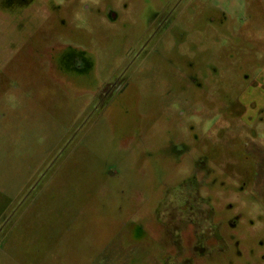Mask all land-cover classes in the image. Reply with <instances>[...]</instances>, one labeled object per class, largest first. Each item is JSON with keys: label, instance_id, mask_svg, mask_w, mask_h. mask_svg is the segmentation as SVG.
<instances>
[{"label": "rangeland", "instance_id": "1", "mask_svg": "<svg viewBox=\"0 0 264 264\" xmlns=\"http://www.w3.org/2000/svg\"><path fill=\"white\" fill-rule=\"evenodd\" d=\"M84 1L0 0V264H264V0Z\"/></svg>", "mask_w": 264, "mask_h": 264}, {"label": "flooded vegetation", "instance_id": "2", "mask_svg": "<svg viewBox=\"0 0 264 264\" xmlns=\"http://www.w3.org/2000/svg\"><path fill=\"white\" fill-rule=\"evenodd\" d=\"M78 4L79 5H78L77 9L75 10L76 14L77 13L81 14L79 12L81 9L82 10L89 9V6H85V4H84V6L86 8L84 6L81 8V3L78 2ZM114 12L115 11L112 9H110L107 12V13H110L109 14L110 22H114L118 18V16ZM77 20H79V19H77ZM70 64L75 69H83L85 67V60L83 59V55L77 54V55L73 56V58L70 60ZM106 92H107V90H104L102 92L100 90L98 91L99 94L101 93L100 97H103ZM251 105H255V103L253 102ZM195 179L196 178L193 177L192 181L195 182ZM186 208H188V206H186ZM181 212L182 211L179 208L177 210H175V209L173 210L172 217H173L174 221L172 220L170 225H167L169 228H167V226H166L167 232L169 234L171 233L173 235H175L176 232H179V234H182V236L180 237L181 240L180 241L176 240L177 236H179V234H178L176 236V239L174 238L173 243L175 245L179 244L180 242L181 243L185 242L186 244L191 243L193 245L192 247H193L194 252L198 253V255L200 256L199 258L203 259L204 257H206L207 254H209L208 253L209 243L211 241H213L214 237H217V236L212 234V232H213L212 229L201 228V226H200L201 223L197 222L196 219L193 218V215L191 212L190 213L188 212L186 216H184L183 212L182 213ZM208 212H209V210H208ZM202 226H203V224H202ZM190 230H192V231L194 230V235H195L194 240L195 241H192V239H191V237L193 238V236H191L192 234L189 233Z\"/></svg>", "mask_w": 264, "mask_h": 264}]
</instances>
